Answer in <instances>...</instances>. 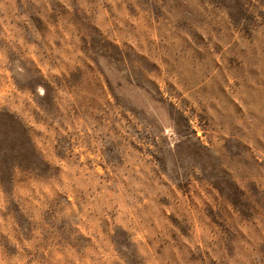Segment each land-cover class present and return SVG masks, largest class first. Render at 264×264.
Here are the masks:
<instances>
[{
  "label": "rangeland",
  "instance_id": "374dc122",
  "mask_svg": "<svg viewBox=\"0 0 264 264\" xmlns=\"http://www.w3.org/2000/svg\"><path fill=\"white\" fill-rule=\"evenodd\" d=\"M0 112V264H264V0H0Z\"/></svg>",
  "mask_w": 264,
  "mask_h": 264
},
{
  "label": "trees",
  "instance_id": "16d2710c",
  "mask_svg": "<svg viewBox=\"0 0 264 264\" xmlns=\"http://www.w3.org/2000/svg\"><path fill=\"white\" fill-rule=\"evenodd\" d=\"M3 116L0 112V182L7 187L16 170L37 173L48 164L39 155L27 125L18 117L7 120Z\"/></svg>",
  "mask_w": 264,
  "mask_h": 264
}]
</instances>
